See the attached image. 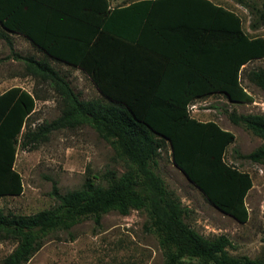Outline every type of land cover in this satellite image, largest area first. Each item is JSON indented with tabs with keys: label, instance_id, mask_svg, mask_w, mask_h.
Masks as SVG:
<instances>
[{
	"label": "trees",
	"instance_id": "16d2710c",
	"mask_svg": "<svg viewBox=\"0 0 264 264\" xmlns=\"http://www.w3.org/2000/svg\"><path fill=\"white\" fill-rule=\"evenodd\" d=\"M234 1L255 15L252 29L264 27V0L260 6L255 0ZM31 2L0 0V39L24 61L26 75L51 86L61 113L30 127L36 95L20 86L0 94V196L23 192L15 168L17 146L34 149L64 128L92 126L126 161L127 170L107 171L104 185L90 177L65 193L54 185L56 204L32 214L0 211V240L16 242L2 264H26L49 233L69 231L84 217L100 224L108 211L131 209L147 212L160 237L163 264L187 259L264 264V258L231 255L225 234L206 237L195 230L185 220L189 209L155 169L169 145L173 163L207 201L240 222L248 220L245 199L252 176L225 160L235 134L215 120L196 118L190 105L215 93L234 102L254 101L242 73L245 64L264 58V35L248 34L238 13L213 0H141L120 8L109 0H83L71 10L51 3L40 10ZM9 32L26 35L42 55L14 51ZM54 62L86 72L99 95L82 98ZM246 75L264 90L263 67ZM227 116L264 138V114L228 110ZM240 156L264 162V146Z\"/></svg>",
	"mask_w": 264,
	"mask_h": 264
},
{
	"label": "rangeland",
	"instance_id": "374dc122",
	"mask_svg": "<svg viewBox=\"0 0 264 264\" xmlns=\"http://www.w3.org/2000/svg\"><path fill=\"white\" fill-rule=\"evenodd\" d=\"M234 10L242 19L243 28L250 35H264V27L252 29L255 15L249 7L234 0H213ZM260 6V0H255ZM14 51L40 57L33 45L23 36L14 35ZM8 44L0 39V81L19 85L36 95L34 112L28 126L51 121L61 113L59 98L51 86L25 74L22 59L12 57ZM68 76L82 98L97 97L99 91L89 75L70 65L54 62ZM263 67L264 58L247 63L242 73V84L253 95L254 101L243 103L227 99L221 93L196 100L190 113L202 120H215L235 134L227 146V163L247 171L253 185L245 199L248 220L240 222L207 201L202 191L173 163L168 145L159 157L156 171L167 187L174 191L189 209L185 220L206 237L227 235L232 245L227 248L234 256L264 258V162H254L240 155L264 146V138L253 134L242 125L233 124L227 111L264 114V90L247 79L251 68ZM15 168L23 178L20 195L0 196V211L32 214L56 204L52 195L56 185L61 193L81 188L90 177L97 184H106L103 175L109 171L121 174L127 170L126 161L119 157L112 144L92 126L85 124L51 133L48 141L34 149L17 146ZM16 247L14 240H0V264ZM164 250L158 232L150 226L144 210L131 209L127 214L111 210L103 214L100 224L92 216L77 222L69 231L56 230L48 234L43 246L26 264H163ZM186 264H201L187 259ZM213 264V263H207Z\"/></svg>",
	"mask_w": 264,
	"mask_h": 264
},
{
	"label": "crops",
	"instance_id": "0c3cea01",
	"mask_svg": "<svg viewBox=\"0 0 264 264\" xmlns=\"http://www.w3.org/2000/svg\"><path fill=\"white\" fill-rule=\"evenodd\" d=\"M80 1H83V0H33V2L35 4H33L32 2V5L35 6V8L37 9H40V10H43L45 9V4L48 3V4H53V6L55 7H58V8H64L66 10H71V9H74L75 7V3L77 2H80ZM110 1V6L112 8H120V7H125V6H128L129 4L133 3V2H138V1H141V0H109ZM53 8V7H52ZM58 8H55L57 10H61V9H58ZM48 15H41V18L44 20V19H47ZM61 17V16H60ZM46 21V20H44ZM11 38H13V36L16 34V35H21L23 37H25L30 43V39L28 37H26V35L22 34V33H13V32H9ZM3 40V39H2ZM13 40V39H12ZM32 44V43H31ZM33 45V44H32ZM33 47L36 49V51L40 54V56L42 55V52H40L34 45ZM22 55V54H21ZM13 57V56H12ZM14 58V57H13ZM247 64L244 65V67H246ZM13 85H10L9 81L8 80H5L3 79L2 81H0V94H2L4 91H6L7 89L11 88ZM14 86H19V85H14ZM22 87V86H20ZM24 88V87H22ZM26 89V88H24ZM28 90V89H26ZM196 101V100H195ZM197 118V117H196ZM199 119V118H198ZM202 120V119H200ZM202 121H208V120H202ZM217 122V121H216ZM220 125V124H219ZM221 126V125H220ZM222 127V126H221ZM224 128V127H222ZM224 129H227V128H224Z\"/></svg>",
	"mask_w": 264,
	"mask_h": 264
},
{
	"label": "built area",
	"instance_id": "2783aa9c",
	"mask_svg": "<svg viewBox=\"0 0 264 264\" xmlns=\"http://www.w3.org/2000/svg\"><path fill=\"white\" fill-rule=\"evenodd\" d=\"M191 106H194V104L192 103V104L190 105V107H191Z\"/></svg>",
	"mask_w": 264,
	"mask_h": 264
}]
</instances>
